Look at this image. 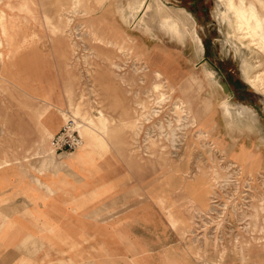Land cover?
Here are the masks:
<instances>
[{"label":"rangeland","instance_id":"1","mask_svg":"<svg viewBox=\"0 0 264 264\" xmlns=\"http://www.w3.org/2000/svg\"><path fill=\"white\" fill-rule=\"evenodd\" d=\"M227 12L223 0H0V176L95 168L105 187L89 237L68 246L86 261L69 264H264V86L250 79L264 77V23L240 36ZM63 112L82 144L57 158Z\"/></svg>","mask_w":264,"mask_h":264},{"label":"crops","instance_id":"2","mask_svg":"<svg viewBox=\"0 0 264 264\" xmlns=\"http://www.w3.org/2000/svg\"><path fill=\"white\" fill-rule=\"evenodd\" d=\"M4 175L1 198L13 200L0 202V264H54L59 254L66 257L65 264L79 261L68 246L89 237L88 209L105 197V187L91 179L97 175L95 168L60 167L41 173L36 168L19 179Z\"/></svg>","mask_w":264,"mask_h":264},{"label":"bare ground","instance_id":"3","mask_svg":"<svg viewBox=\"0 0 264 264\" xmlns=\"http://www.w3.org/2000/svg\"><path fill=\"white\" fill-rule=\"evenodd\" d=\"M223 1H226V6H227V9H228V12L227 13L232 14V17H231V18H233L232 19V27L234 28L235 33H238L240 36H241V33L242 32H245V31H248L249 34L255 33V29L254 28H260V25L264 23V20H262L260 18V15H259V11H261V10H258L257 9L258 7L256 8L257 4L255 5V3L257 2L258 5L261 6V9L264 10V0H252V1H249L248 3L245 2L244 0H238V2H236L235 0H223ZM178 11H179L178 17L180 18V16H183L184 13L179 8H178ZM152 17H154L153 16V12H147L146 13V19L147 20L152 21L153 20ZM188 18L192 19V17H190L189 15H188ZM184 20L186 21V17L184 18ZM188 22H189V20H188ZM190 30H191V32H190L191 36H193L194 38L195 37H198V35L196 34V31H195L194 28H190ZM9 33L10 32H9V29H8L6 23H4L3 20L0 21V36L3 38V40L5 39V43H6L7 48H9V46H10ZM235 33H233V34H235ZM238 34H236V35H238ZM230 35H232V34L230 33ZM1 37H0V46L2 44ZM232 37H234V35ZM232 37H231V39H232ZM235 38L238 39L237 37H235ZM262 40L264 41V38L263 37L261 38L260 41H262ZM0 55H1V52H0ZM251 72H252V70H251ZM251 72H250V74H251ZM155 75L158 76L159 74H155ZM250 79H251V82H252L251 84L253 85V87L254 86L256 87V90H263L264 77H256L255 76V77H252ZM263 96H264V94H263ZM224 104H223V109L226 108V106ZM63 118L65 119V113L64 112H63ZM91 130L92 129H90L89 127H85V128H83L82 131L84 133H86L87 135H92L93 132ZM81 144H82V142H81ZM81 144L76 149H74L73 151L68 152L66 154H70V153L72 154V152H75L76 150L80 149ZM74 156L77 157L76 155H74Z\"/></svg>","mask_w":264,"mask_h":264},{"label":"built area","instance_id":"4","mask_svg":"<svg viewBox=\"0 0 264 264\" xmlns=\"http://www.w3.org/2000/svg\"><path fill=\"white\" fill-rule=\"evenodd\" d=\"M82 142L78 132V124L72 118L65 119L58 130L53 133L48 145L50 150L57 155L61 153H68L76 149Z\"/></svg>","mask_w":264,"mask_h":264},{"label":"trees","instance_id":"5","mask_svg":"<svg viewBox=\"0 0 264 264\" xmlns=\"http://www.w3.org/2000/svg\"><path fill=\"white\" fill-rule=\"evenodd\" d=\"M238 81H234V84L232 83V86H236V83H237Z\"/></svg>","mask_w":264,"mask_h":264}]
</instances>
